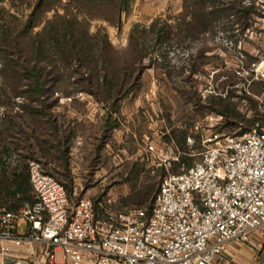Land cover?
I'll return each instance as SVG.
<instances>
[{
  "label": "rangeland",
  "instance_id": "rangeland-1",
  "mask_svg": "<svg viewBox=\"0 0 264 264\" xmlns=\"http://www.w3.org/2000/svg\"><path fill=\"white\" fill-rule=\"evenodd\" d=\"M250 1L257 6L258 0H244L243 3L249 4ZM31 10L32 6L21 4L19 0H0V25L8 22L12 27L20 26L26 22ZM60 12L63 10L60 9ZM183 12L184 0H133L128 10L123 13L120 26L104 20L92 21L91 33L102 29V33L108 36L109 46L103 57L107 62V71L112 76H118L120 82L125 79L126 85L116 101L102 103L94 94L80 91L78 85L66 87L69 84L65 81L47 99V102L56 104L52 113L60 124L64 128L74 124L76 131V137L71 143L69 177L61 174L62 170L56 162L49 167L60 180L70 184L72 196L91 197L96 201L102 199L103 202L110 200L112 204L122 205V209L148 208L160 179L166 173L157 167V158L147 154L148 138L158 145L166 142L179 151H188L186 142L185 149H182L183 140L179 144L178 139L182 136L187 139L189 135L195 134L197 123L205 127L203 124L208 116L221 114L202 110L199 105L207 104L209 96L219 93L216 87L227 76L233 78L231 89L236 96L232 100L239 104L242 114L251 105V102L237 97L242 91L258 103L257 96L264 92V84L254 72L256 64L264 58V29L260 27L259 16L251 17L248 21L249 28L243 27V23L237 24V17L234 16L229 18L231 21L224 19L215 28L217 30L196 37H175L171 33L169 39L160 42H156L151 34L145 35V41L131 39L134 28L138 31L149 30L156 22L159 25L167 23L175 32L176 24L184 21ZM54 15L55 11H51L47 18L51 19ZM16 17L19 21L15 20ZM189 20L190 17L187 18L188 22ZM193 24L191 21V26ZM230 25H233L235 36H230L226 29ZM40 28L41 26L36 27L29 32L22 43H27L30 36ZM240 28H245L242 34L238 33ZM25 56L17 59L21 62L19 68L26 61ZM242 60L245 61L246 68H243ZM25 63L33 66V62ZM1 67L0 61V69ZM193 70L198 71L193 73ZM17 75L19 83L15 76L9 82H12L15 92H23L27 82L20 81V73ZM188 79L192 80L193 87L190 82L187 83ZM4 86L6 84L0 70V118L12 109L11 105L3 104V101L8 104V99L2 94ZM52 90L51 88L49 94ZM183 90L192 92L183 96ZM67 91L72 92L71 96H67ZM194 91L201 97L197 105L195 101L189 102L191 98L196 100L192 95ZM12 103L15 106L12 112L15 113V109L21 108L26 100L22 96L15 97ZM111 103L114 105L111 106ZM246 116H252L251 112H247ZM217 130L226 135L239 134L225 126L224 116ZM201 149L202 146L195 147L196 152ZM182 156L186 157L184 153ZM197 158L198 156L194 159ZM171 171L178 172L179 169L175 167ZM74 188L77 195L73 194ZM150 188L153 189L147 203L138 204L141 196ZM18 228L21 234H25L28 229L26 220H20ZM255 232L261 235H253V242L244 245L245 252L238 256L235 254L242 264H255L262 257L264 233Z\"/></svg>",
  "mask_w": 264,
  "mask_h": 264
},
{
  "label": "built area",
  "instance_id": "built-area-1",
  "mask_svg": "<svg viewBox=\"0 0 264 264\" xmlns=\"http://www.w3.org/2000/svg\"><path fill=\"white\" fill-rule=\"evenodd\" d=\"M256 4L264 29V0ZM254 72L264 83V58ZM257 99L264 115V92ZM222 119L213 114L205 127L197 123L188 151L147 139V154L166 172L150 212L91 197L70 206L64 185L29 162L32 201L16 211L0 208V264H242L229 248L264 233V125L226 135L217 130ZM261 251L256 264H264Z\"/></svg>",
  "mask_w": 264,
  "mask_h": 264
},
{
  "label": "trees",
  "instance_id": "trees-1",
  "mask_svg": "<svg viewBox=\"0 0 264 264\" xmlns=\"http://www.w3.org/2000/svg\"><path fill=\"white\" fill-rule=\"evenodd\" d=\"M132 1L19 0L21 4L26 3L32 6L26 22L20 26L17 25V27H12L4 21L0 25V61L2 63L0 70L6 84L2 94L8 99L6 102L8 104H5L4 101L3 104L11 105L12 108L5 112L3 118H0V208L16 211L32 201L29 168L31 161L40 162L48 174L53 175L64 185L70 206H75L83 198L72 196L70 184L63 182L50 171V165L56 162L62 170L61 174L66 178L69 177L71 143L76 137V131L73 127L74 124L65 128L63 124H60L52 113L56 104L47 102V99L53 95V91L57 90L58 85L65 81L69 84L66 87L78 85L80 91L94 94L102 103L118 99L126 85L125 79L120 82L118 76H112L107 71V62L103 60V57H105V50L109 46L108 36L104 32L102 33V29L91 33L90 26L94 20H104L112 25L120 26L122 15L128 10ZM238 1L237 3L224 0H184L182 14L184 21L176 24L175 32L167 23L159 25L156 22L149 30L138 31L134 28L131 31V39L145 41V35L151 34L156 42H160V40L169 39L171 33L175 37H180V35L185 38L196 37L214 30L224 19L231 21L229 18L234 16L237 17V24L243 23V27L249 28L248 21L255 15L260 16L261 12L254 2L250 1L249 4H244V0ZM60 9L63 10L62 13ZM51 11H55V15L48 19L47 14ZM188 17H190V22L187 21ZM2 20L4 19L2 18ZM15 20L19 21L17 17ZM191 21L194 22L192 26ZM40 26V30L30 36L27 43H22L29 32ZM226 29L230 36L236 35L233 32V25ZM244 29L240 28L238 33L242 34ZM235 40L237 42L238 38ZM138 50L140 51L139 47ZM24 55H26V61L33 62V66L24 61L19 68L21 62L17 59ZM244 62L242 60L243 68H246ZM196 71L198 70L192 72L196 73ZM17 73H20V81L27 82L23 92H15L12 82H9L14 76L16 82L19 81ZM75 74L78 76L75 77ZM189 82L193 87L191 79L187 80V83ZM233 84V78L227 76V79L216 87L219 93L209 96L208 103L199 105V107L202 110L223 114L225 126L231 131H238L239 134L245 133L257 125H264V115L258 110V103L245 91H242L237 97L251 102V105L245 114L240 112L239 104L232 100L236 96L234 90L231 89ZM66 87L64 91H66ZM51 88L53 90L49 94ZM191 92L183 90L182 95H190ZM223 93L226 94L223 95ZM71 94L72 92L67 91V96H71ZM192 95L196 97V100L191 98L189 102L195 101V105H197L201 97L197 91H194ZM21 96L26 100V103H23L21 108L15 109V113H13V107L15 108L12 103L13 98ZM112 105L114 103H111ZM249 111L252 116L247 117ZM181 139L183 140L181 147L185 149L186 138L185 136L180 137L179 144ZM181 161L186 162L188 166L192 165V160L187 157L181 156ZM175 167L178 169L179 164H174ZM174 168L172 169L174 170ZM159 169L164 170L161 167ZM160 182L161 179L157 191L148 205L149 212L153 207ZM152 189L150 188L141 196L138 204L147 203ZM73 194L77 195L75 188ZM97 201H102V199ZM126 202L128 203L127 199ZM111 206L117 210L124 208L122 205L117 206L116 203Z\"/></svg>",
  "mask_w": 264,
  "mask_h": 264
},
{
  "label": "crops",
  "instance_id": "crops-1",
  "mask_svg": "<svg viewBox=\"0 0 264 264\" xmlns=\"http://www.w3.org/2000/svg\"><path fill=\"white\" fill-rule=\"evenodd\" d=\"M258 233H256V232H253V234H252V239L254 240V237H253V235H257ZM259 235V234H258ZM245 246L244 245H237V246H231L230 248H229V251H230V253H231V255H233V258H235L236 259V255L238 256V255H240V253H242V252H245ZM237 253V254H236ZM236 254V255H235ZM250 257L249 258H252V255H249ZM237 261H239L240 262V260H238V259H236ZM250 261V260H249ZM257 261H258V259L255 261V264L257 263Z\"/></svg>",
  "mask_w": 264,
  "mask_h": 264
}]
</instances>
